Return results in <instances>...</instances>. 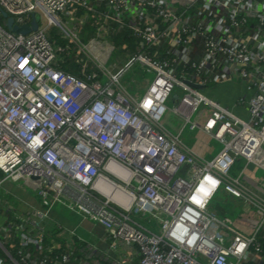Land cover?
<instances>
[{
  "label": "built area",
  "instance_id": "built-area-1",
  "mask_svg": "<svg viewBox=\"0 0 264 264\" xmlns=\"http://www.w3.org/2000/svg\"><path fill=\"white\" fill-rule=\"evenodd\" d=\"M0 8L18 26L37 10L47 23L36 18L23 34L0 22V192L8 197L5 182L25 181L37 199L25 212L0 200V264H126L80 238V247L48 243L57 206L101 226L113 246H134L135 264L264 261V193L228 175L264 145V0H0ZM50 27L65 43H52ZM90 42L130 47V56L106 66ZM73 52L76 74L59 66ZM135 66L152 77L127 86ZM226 80L247 91L232 107L197 87ZM170 97L185 121L178 134L160 123ZM200 106L210 110L201 128L191 121ZM185 127L222 149L203 159L186 146ZM218 194L258 213L252 234L211 209Z\"/></svg>",
  "mask_w": 264,
  "mask_h": 264
},
{
  "label": "crops",
  "instance_id": "crops-1",
  "mask_svg": "<svg viewBox=\"0 0 264 264\" xmlns=\"http://www.w3.org/2000/svg\"><path fill=\"white\" fill-rule=\"evenodd\" d=\"M203 92L209 96L210 98H213L214 100L220 102L221 104L232 107L233 102L236 100V98L240 97L241 95H244L246 91L244 85L237 80H226L218 84H212L206 88H202ZM233 111L237 114L243 115L244 109L242 107L236 106V108H233ZM255 171L261 172L260 174H255ZM257 172V173H258ZM237 177L240 178V180L244 183H246L251 188L255 189L256 191L260 193H264V184L262 183V179L264 177V145L258 153L255 155L253 160L251 162H243V166L241 171L237 174ZM15 185V186H14ZM4 187L8 189L11 193L8 197H6L7 201H12V206L15 208L17 212H25L28 210L29 206H36L37 205V199L35 197H32L31 194H29L28 189L18 184L17 182H5ZM10 187H14L17 189V191L10 190ZM223 196V195H222ZM2 197V194L0 192V200L4 198ZM223 199V198H222ZM4 200V199H3ZM222 205H214L211 203L210 207L211 209L215 210L218 215L222 216H228L227 214H233L235 212V208L240 206L242 210L246 213L250 211H255L252 207H250L247 204H242L240 200L230 198L227 196V198H224V200L221 202ZM214 205V206H213ZM230 206V207H229ZM61 206H57L56 208H60ZM54 208L52 213L50 214L51 219L48 218L46 220V229L49 232H56V237L51 238L47 240L48 243L53 244L56 246L57 249H62L65 247H71V246H81V242L79 243V240H76V236L72 238L65 237L64 231L61 229L56 228V223L54 220L61 222V224L68 228H76L79 225L76 223L73 226L67 227L62 222H68L71 225V222L67 217H64L63 214L58 212V209ZM67 209V208H65ZM70 211L69 209H67ZM71 212V211H70ZM73 213V212H71ZM75 214V213H74ZM77 215V214H75ZM248 215V214H247ZM79 215L75 216V218H78ZM258 218V217H257ZM257 218L255 217L252 222H256ZM54 219V220H53ZM73 223V222H72ZM235 223V222H234ZM80 225H83L88 231L90 232L89 235L91 238L85 243L90 244L97 248L98 252H106L108 257H115L124 255V260H126V264H135V259L133 258V252H135V247L126 245L122 242L114 241L115 245L113 246L112 241L106 238L105 232L103 228L99 225L93 224L90 221H87L86 219L80 220ZM252 225V223H251ZM50 238V237H48ZM72 240V241H70ZM111 245L113 247H111Z\"/></svg>",
  "mask_w": 264,
  "mask_h": 264
},
{
  "label": "rangeland",
  "instance_id": "rangeland-1",
  "mask_svg": "<svg viewBox=\"0 0 264 264\" xmlns=\"http://www.w3.org/2000/svg\"><path fill=\"white\" fill-rule=\"evenodd\" d=\"M36 18L38 20V23L40 24L41 27H45L47 25L46 23V19L45 17L42 16L41 12L39 10L36 11ZM47 33L49 34V36L52 38V43H58V41L61 39L60 37H57V39H53L55 37V35L57 34V29L55 27H50L48 28ZM112 39L115 40L116 44L121 43V38L119 37H114V35L112 36ZM85 42L87 43V39H85ZM133 41H131L130 39H126L124 41V43L126 44H131ZM88 49L90 50V52H92L93 54L97 55V58L102 61L106 66H108L109 64L112 63L113 60H115L117 58L118 55H122L124 57V55L126 56V58H128L129 55V48L128 49H122V50H118L117 48H114L113 46L109 45H98L97 43L94 42H90L87 44ZM74 49V48H73ZM80 61V60H79ZM137 73H140L139 75ZM151 78L152 74L148 73V72H141L139 71V67L135 66L133 71H129L124 77H123V83L127 86H129L131 83H133V79L134 78ZM142 92V90H141ZM181 91L175 87V89L172 92V96L173 95H177L178 97L181 96ZM166 111L164 113V115L161 117L160 119V123L166 128L168 129L171 133L173 134H178L181 127H183L184 124V119L179 116L178 114H176L173 109L174 106L176 105L174 97H170L167 101H166ZM209 108H205L204 106H200L198 109L195 110V113L192 115L191 117V121L195 122L197 127H202L206 117L209 115ZM182 138L185 141V144L188 148H191L193 151H195L200 157H202L203 159H211L212 157H214L223 147V145L221 143H219L217 140H215L212 136L200 131V130H194V131H190L188 129V127H185L182 131ZM243 160H237L234 165L232 166V168L229 170L228 175L230 177H237V174L241 171L242 166H243ZM258 172V171H257ZM255 171V174H260L261 172L259 171L257 173ZM18 184H21L23 186H25L28 191L29 194H31L32 197H35V190L29 185L27 184L25 181H19L17 182ZM15 186V185H14ZM15 190L17 191L16 188L14 187H10V190L12 191ZM223 195V196H222ZM223 198V199H222ZM224 198H227V195L225 194H218L214 197L213 201L211 202L212 204H218V205H222V201L224 200ZM213 205V206H214ZM230 207V206H229ZM61 209L63 207H60ZM241 207L237 206L235 208V212L232 214H227V217H230L231 219L234 220V227L236 229H238L239 231L246 233V234H252L254 231V222H252L254 220V218L258 216V213L256 211H250L249 212H245V211H240L242 209H240ZM58 212L63 214L64 217H67V219H71V225L66 221V222H62L64 225H66L67 227L73 226L75 223L77 225H79L78 227L75 228V234H76V240L83 239L84 241H87L91 238V236L89 235V231L88 229H86L83 225H80V220H81V216H78V218H75L74 213H71L70 211H68L67 209H62L60 210L59 208ZM248 214V215H247ZM222 216V215H221ZM252 223V225H251ZM89 242V241H87Z\"/></svg>",
  "mask_w": 264,
  "mask_h": 264
},
{
  "label": "trees",
  "instance_id": "trees-1",
  "mask_svg": "<svg viewBox=\"0 0 264 264\" xmlns=\"http://www.w3.org/2000/svg\"><path fill=\"white\" fill-rule=\"evenodd\" d=\"M3 20V17L0 15V22ZM59 37L57 34L53 39H57ZM125 38V37H124ZM122 40V38L120 39ZM58 42L65 43L64 39H60ZM73 51V49H71ZM79 57L76 55V53H70L69 56H66L63 61L59 62L60 68L64 69L65 71L71 72V73H78L79 72ZM258 241L262 244V247L264 248V232L258 235ZM264 254V252H263ZM264 264V261L261 263Z\"/></svg>",
  "mask_w": 264,
  "mask_h": 264
},
{
  "label": "water",
  "instance_id": "water-1",
  "mask_svg": "<svg viewBox=\"0 0 264 264\" xmlns=\"http://www.w3.org/2000/svg\"><path fill=\"white\" fill-rule=\"evenodd\" d=\"M0 13H1V16L3 18H5V20H6L7 29H9L15 33L26 34V33H29L30 31L36 30L38 27V23H37V20H36L34 15H32V19H31V22L29 25L24 24V25L18 26L16 24H14L13 18L8 16L7 13L4 10H2L1 8H0ZM197 87L198 88H204V86H202V85H197Z\"/></svg>",
  "mask_w": 264,
  "mask_h": 264
}]
</instances>
